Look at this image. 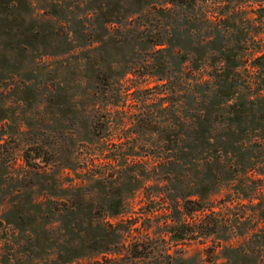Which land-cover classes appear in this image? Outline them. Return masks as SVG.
Segmentation results:
<instances>
[{
	"label": "rangeland",
	"instance_id": "obj_1",
	"mask_svg": "<svg viewBox=\"0 0 264 264\" xmlns=\"http://www.w3.org/2000/svg\"><path fill=\"white\" fill-rule=\"evenodd\" d=\"M0 264H264V0H0Z\"/></svg>",
	"mask_w": 264,
	"mask_h": 264
},
{
	"label": "trees",
	"instance_id": "obj_2",
	"mask_svg": "<svg viewBox=\"0 0 264 264\" xmlns=\"http://www.w3.org/2000/svg\"><path fill=\"white\" fill-rule=\"evenodd\" d=\"M198 210H200V209H195V211H198ZM212 225V224H211ZM210 230H209V233H212V232H214V226H211V228H209Z\"/></svg>",
	"mask_w": 264,
	"mask_h": 264
}]
</instances>
